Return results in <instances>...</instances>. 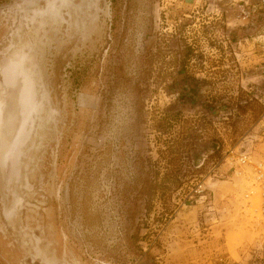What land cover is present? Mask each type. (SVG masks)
Segmentation results:
<instances>
[{"label":"rangeland","instance_id":"374dc122","mask_svg":"<svg viewBox=\"0 0 264 264\" xmlns=\"http://www.w3.org/2000/svg\"><path fill=\"white\" fill-rule=\"evenodd\" d=\"M243 156L264 0H0V264H264Z\"/></svg>","mask_w":264,"mask_h":264},{"label":"built area","instance_id":"2783aa9c","mask_svg":"<svg viewBox=\"0 0 264 264\" xmlns=\"http://www.w3.org/2000/svg\"><path fill=\"white\" fill-rule=\"evenodd\" d=\"M236 167H250L251 168V182L252 186L256 187L260 193V208L259 213L261 217V224L264 225V165L256 164L251 166L247 161V157L243 156L237 159Z\"/></svg>","mask_w":264,"mask_h":264},{"label":"trees","instance_id":"16d2710c","mask_svg":"<svg viewBox=\"0 0 264 264\" xmlns=\"http://www.w3.org/2000/svg\"><path fill=\"white\" fill-rule=\"evenodd\" d=\"M112 2H114V0H112ZM216 149V148H215Z\"/></svg>","mask_w":264,"mask_h":264}]
</instances>
